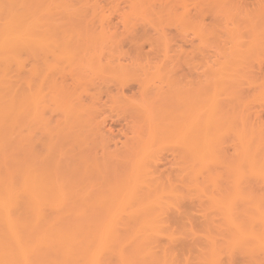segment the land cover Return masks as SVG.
<instances>
[{"label":"rangeland","instance_id":"1","mask_svg":"<svg viewBox=\"0 0 264 264\" xmlns=\"http://www.w3.org/2000/svg\"><path fill=\"white\" fill-rule=\"evenodd\" d=\"M0 5L37 41L0 59L34 106L0 122V264H264V0Z\"/></svg>","mask_w":264,"mask_h":264},{"label":"bare ground","instance_id":"2","mask_svg":"<svg viewBox=\"0 0 264 264\" xmlns=\"http://www.w3.org/2000/svg\"><path fill=\"white\" fill-rule=\"evenodd\" d=\"M1 3H2V2H1ZM6 4H7V3H6ZM0 6H1V5H0ZM5 6H6V5H5ZM7 6H8V5H7ZM23 6H24V5H23ZM9 7H10V6H9ZM3 9H4V7H3ZM5 9H6V8H5ZM8 10H9V9H8ZM0 11H1V9H0ZM5 11H6V10H5ZM29 11H30V10H29ZM10 12H11V10H10ZM1 13H2V12H1ZM4 13H5V12H4ZM12 13H13V12H12ZM12 13H11L12 16H11L9 19L7 18L9 21H8L7 23L4 22L5 25H3V27H2V25H1L2 28H0V59H1V60L4 59V60H2V61H5V60H6L8 57H10V56L12 57L11 54L15 53V51L18 50V48H20V47H18L19 45H21V44H23V45L27 44L28 47H29V46L31 47V45H34V43L37 42L36 39H35L34 36H33V35H35L34 32H33L35 29H33L32 24L27 23V21L24 20L22 17L13 16ZM30 13H32V12H30ZM6 14H7V13H6ZM9 14H10V13H9ZM0 16H1V15H0ZM3 17H4V15H3ZM3 19H4V18H3ZM7 19H6V20H7ZM1 20H2V19H1ZM2 21H4V20H2ZM0 22H1V21H0ZM35 22H36V21H35ZM32 29H33V30H32ZM48 30H49V29H48ZM48 30H47V31H48ZM49 35H50V34H49ZM50 37H53V36H50ZM51 39H52V38H51ZM54 44H55V41H54ZM27 46H25V48H26ZM17 47H18V48H17ZM21 47H24V46H21ZM15 49H16V50H15ZM32 49H33V46H32ZM38 49H39V48H38ZM19 50H20V49H19ZM29 51H30V50H29ZM29 51H28V49H27L26 52H29ZM35 51H36V50H35ZM20 52H21V51H20ZM21 53H22V52H21ZM23 53H24V52H23ZM23 53H22L21 55H23ZM8 55H9V56H8ZM17 56H18V55H17ZM15 57H16V56H15ZM21 57H23V56H21ZM21 57H19V58H21ZM5 58H6V59H5ZM15 59H17V58H15ZM1 60H0V61H1ZM7 60H9V58H8ZM20 61H21V60H20ZM15 64H16V63H15ZM10 65H11V64H10ZM10 65H9V66H10ZM20 65H21V64H20ZM2 66H3V65H2ZM2 66H1V67H2ZM9 66H8V69H9ZM5 68H6V67H5ZM11 68H12V67H11ZM19 69H20V68H19ZM5 71H6V70H5ZM5 71H4V73H5ZM0 72H1V71H0ZM10 73H11V72H10ZM10 73H9V74H10ZM1 74H2V72H1ZM1 74H0V75H1ZM5 74H6V73H5ZM6 75H7V74H6ZM46 75H47V74H46ZM8 76H9V75H8ZM2 78H5L4 80H7V79L10 78V77H8V78H6V77H2ZM0 79H1V78H0ZM8 82H9V81H8ZM8 82H6V83L1 82V84H7ZM1 84H0V85H1ZM11 84H12V83H11ZM8 85H9V84H8ZM12 86H14V83H13ZM1 87H2V86H1ZM2 88L5 89V87H2ZM2 88H1V89H2ZM10 88H11V87H10ZM10 88L7 87L6 89H10ZM12 88H13V90H9L11 93H13L12 91L16 90V89H14V87H12ZM12 88H11V89H12ZM1 89H0V91L3 90L2 92H5V91H6V90H4V89H2V90H1ZM17 90H18V89H17ZM19 91H21V90L15 91L16 93H18V94L20 95V96H17V94H16V97L14 98L15 101L17 100L16 102L20 101V100H18V99H20V98L24 99V98L26 97L25 93L27 94V92H24V91H23V93H24V95H25V97L23 98V97H21V95H22L21 92H22V91H21V92H19ZM32 92H33V91H32ZM28 93H30V92H28ZM34 93H36V92H34ZM3 94H4V93H3ZM8 94H9V92H8ZM31 94H33V93H31ZM5 95H7V93H5ZM5 95H4V96H5ZM27 95L29 96V99H30V98H31V95H29V94H27ZM8 96H14V94H13V95H12V94H11V95L9 94ZM8 96H5V97H8ZM28 96H27L23 101L21 100V102H23V103H21L22 105L26 102L25 100H27L28 102L30 101V100L27 99ZM35 96H36V95H35ZM35 96H34V97H35ZM5 97H3V98H5ZM18 97H20V98H18ZM34 97H32V99H33ZM37 98H38V96H37ZM37 98H36V101H39V99L37 100ZM1 99H2V98L0 97V122H3L4 120H2V119H5V118L8 117V116L10 117V115L12 114L13 109H14L13 107L15 106L14 104H17V105H18L17 107H19L20 102H19V104H18V103H15V101H14V104H13V102H12L13 100H12V99H11V100L8 99V100H9L8 103H6V102L3 103L4 100L2 101ZM34 99H35V98H34ZM34 99H33L32 101L35 102ZM21 104H20V107H19L20 109H21V107H22ZM27 104H28V103L26 102L23 106L26 105L25 107H28V108L30 107L29 109H32V110H33V108H34V106L32 105L33 103L30 102V104H28V106H27ZM38 104H39V103H38ZM35 105H36V103H35ZM31 106H32V107H31ZM36 108H37V106H36ZM22 109H23V108H22ZM32 110H31V111H32ZM35 110H36V109H35ZM14 111H15V109H14ZM26 111H27V110H26ZM33 111H34V110H33ZM33 111H32V112H33ZM23 112H25V110H24ZM28 112H29V111H28ZM28 112H27V113H28ZM18 113H19V112H16L15 114H18ZM34 113H35V112H34ZM13 114H14V113H13ZM21 114H22V112H21ZM19 115H20V114H19ZM14 117L16 118L17 116L14 115L13 118H14ZM15 118H14V119H15ZM7 120H8V119H5L4 122H7ZM9 120H10V119H9ZM1 124H2V123H0V126L3 127V124H2V125H1ZM4 124H6V123H4ZM4 126H5V125H4ZM1 127H0V132H1V129H2ZM188 133H189V132H188ZM189 134H190V133H189ZM192 134L195 135V137L198 136V135L195 134V131H194V132L192 131ZM193 135L190 134V136H192V138H193ZM185 136H186V135H185ZM190 136H188L189 138H186V139H188V140H186V139L184 140V141H187V142H186L187 144H190V143H188L189 139L191 138ZM199 136H200V135H199ZM186 137H187V136H186ZM195 137H194V138H195ZM183 138H184V135H183ZM183 138H182V139H183ZM202 138H203V137H202ZM196 139H197V138H196ZM190 140L192 141V139H190ZM197 140H198V139H197ZM200 140H202V139H200ZM191 141H190V142H191ZM192 142H194V141H192ZM186 143H185V144H186ZM195 144H197V143H195ZM195 144H194V145H195ZM197 145H199V144H197ZM197 145H196V146H197ZM193 147H195V146H193ZM192 149H193V148H192ZM194 150H196V147H195ZM196 151H197V150H196ZM28 173H30V172H27V174H28ZM31 173H32V171H31ZM147 174H148V173H147ZM25 175H26V173H25ZM25 175H24V176H25ZM45 175H46V174H45ZM24 176H23V177H24ZM29 176H30L31 178L33 177V175H32V176L29 175ZM46 176H47V175H46ZM46 176H45V177H46ZM35 177H36V176H35ZM41 177H42V176H41ZM45 177H44V178H45ZM25 178H27V177H25ZM28 178H29V177H28ZM36 178H37V177H36ZM36 178H35V179H36ZM44 178H43V179H44ZM48 178H50V177L48 176ZM48 178H45V179H48ZM23 179H24V178H23ZM35 179L33 180L34 182L37 180V179H36V180H35ZM38 180H39V181H36V184H35L32 180H31L32 182H30V181H28V179H27V181H28L29 183H27V186H26V187L29 188V190L27 189L26 191H27V195H28L29 200L34 201V202H38V204H39L40 201H43V202H44V201H45L44 199H46V197L48 198V196H49L48 199H50V195H51L53 192H54V193L51 195V197H52L53 195L55 196V195L58 193V191L55 192L54 189H52L53 191H52V190H49L50 187H48V183H47V184L44 183V182H43L44 180H42V183H41V181H40L41 179H38ZM50 180H51V181H50ZM52 180H53V178H52V179H49V181H50L49 184H53L54 181L52 182ZM27 181H26V182H27ZM3 182H4V184H5V181H3ZM26 182H25V183H26ZM39 182H40V183H39ZM51 182H52V183H51ZM33 183H34L35 185H34ZM43 183L46 184V185L44 186ZM54 183L56 184L57 182L55 181ZM6 185H7V184H6ZM6 185H5V186H6ZM28 185H29V187H28ZM136 185H137V184H136ZM52 186H53V185H52ZM54 186H55V185H54ZM7 187H8V186H6V188H7ZM45 187H46V188H45ZM47 187H48V188H47ZM56 187H58V185H57ZM1 188H2V187H1ZM1 188H0V190H2ZM3 188H4V186H3ZM52 188H53V187H52ZM54 188H55V187H54ZM23 189H24V188H23ZM45 189H46L47 191H46ZM55 189H56V188H55ZM3 191H4V190H2L1 193H3ZM6 191H7V190H6ZM9 191H10V190H9ZM9 191H8V194H9ZM11 191H14V190H12V188H11ZM45 192H47V194H45ZM63 192H64V191H63ZM127 192H128V193H127ZM127 192H126V195L129 194V193L134 194V191H133V192H131V191H127ZM1 193H0V194H1ZM6 193H7V192H6ZM6 193H5V194H6ZM11 193H12V192H11ZM25 193H26V192H25ZM8 194H7V195H8ZM63 194H64V193H63ZM139 194H140V192H139ZM1 195H2V194H1ZM3 195H4V194H3ZM10 195H11V196H10ZM10 195H9V196L12 197V195H14V193H13V194H10ZM116 195H118V194H116ZM126 195H125L126 200H128ZM25 196H26V195H25ZM66 196H67V195H66ZM132 196H133V195H132ZM139 196H141V194H140ZM1 197H3V196H1ZM1 197H0V199L2 200ZM6 197H7V196H6ZM6 197H5V198H6ZM10 197H8L7 201H5V200H6V199H5V200H2V201L0 202V214H4V215L7 214V215H8L9 213H11V212H10V209H11L10 206H12V205H10L11 202H12V204H15V205H16V203L19 202V201L21 200V199H20L19 201H17V200H18V197H17V199H15V200L13 199V200L15 201V203H14V201H12V198L10 199ZM15 197H16V196H15ZM19 197H20V196H19ZM55 197H56V196H55ZM55 197H53V198H55ZM63 197H64V195H63ZM118 197H119V196H118ZM122 197H124V196H122ZM136 197H137V196H136ZM112 198L115 200L116 197H112ZM112 198H111V200H113ZM128 198H129V199H130V198L133 199V198L130 196V194H129ZM67 199H68V198H67ZM119 199H120V197H119ZM119 199L117 198V199H116V202H117V200L119 201ZM124 199H125V198H123V200H124ZM131 199H130V201H131ZM137 199H138V198H137ZM145 199H148V198H145ZM108 200H109V202H112V201H110V197H109ZM108 200H107V202L104 200L105 203H109ZM123 200H120V202H118L119 205H121L120 203H122ZM134 200H135V199H134ZM140 200H142V199H140ZM140 200H136V202H134V205H135V203H137V201L140 202ZM159 200H160V199H159ZM22 201H24V200H22ZM22 201H21V202H22ZM25 201H26V200H25ZM46 201H47V199H46ZM61 201H62V200H61ZM142 201H143V200H142ZM142 201H141V204H142ZM145 201L147 202V200H145ZM154 201H155V200H154ZM26 202H28V201H26ZM48 202H49V201H48ZM63 202H66V200H64ZM124 202H125V201H124ZM128 202H129V201H128ZM139 202H138V203H139ZM149 202H150V201H149ZM152 202H153V201L151 200L150 204H151ZM29 203H30V202H29ZM46 203H47V202H46ZM126 203H127V202H125V204H122V205H125V206H126ZM138 203L136 204L137 206H138ZM143 203H144V201H143ZM33 204H34V203H33ZM38 204L36 205V207L39 208V205H38ZM40 204H42V202H40ZM48 204H49V203H48ZM64 204H65V203H64ZM109 204H110V203H109ZM113 204H114V205L116 204L115 201H113ZM127 204H128V203H127ZM130 204H131V203H130ZM141 204L139 203V205L142 207ZM147 204H148V203H147ZM17 205H18V203H17ZM42 205H45V204H42ZM116 205L118 206V204H116ZM116 205H115L114 207H112L113 205H112V206H110V205L108 206V205H107V206H108V209H109V207H110V210H111V207H112V210H111L109 213L112 214V211H114V209H116L115 207H117ZM144 205H145V204H144ZM160 205H161V202H160ZM62 206H63V205H62ZM137 206H135V207H137ZM13 207H14V206H13ZM15 207H16V206H15ZM15 207H14V208H15ZM17 207H18V206H17ZM36 207L34 206L35 210L37 209ZM42 207H43V206H42ZM122 207H123V208H126V207H124V206H120V209H123ZM135 207H134V208H135ZM141 207H140V208H141ZM152 207H153L154 209L158 210V212H159V210L161 209V208H159V209H158V208H155L156 206H155V207L152 206ZM152 207H151V208H152ZM157 207H158V206H157ZM19 208H20V204H19L18 209L15 208V209H16V212L19 210ZM113 208H114V209H113ZM131 208H132V205H131ZM149 208H150V207H149ZM151 208H150V210H151ZM153 208H152V211H153ZM162 208H163V207H162ZM39 209H40V208H39ZM118 209H119V208H118ZM137 209H138V208H137ZM37 210H38V209H37ZM40 210H41V209H40ZM142 210H143V209H142ZM142 210H141V211H142ZM13 211H15V210H13ZM108 211H109V210H108ZM123 211H124V209H123V210H120V211L118 210V213H119V212H123ZM143 211H144V210H143ZM145 211L148 212V214H149V212H150V211H148L147 208H145ZM154 211H155V210H154ZM16 212H15V213H16ZM39 212H40V211H39ZM124 212H125V211H124ZM130 212H131V211H130ZM133 212H134V213H139V210H133ZM131 213H132V212H131ZM155 213H156V212H155ZM155 213H154V214H155ZM160 213H161V212H160ZM13 214H14V213H13ZM127 214H129V213H127ZM145 214H146V213H145ZM161 214H163V213H161ZM161 214H160V215H161ZM7 215H6V216H7ZM9 215H11V214H9ZM116 215H117V210H116ZM118 215H119V214H118ZM118 215H117V217H118V220H119V216H118ZM120 215H121V214H120ZM132 215H133V214H132ZM135 215H138L137 217H140L139 214H135ZM146 215H147V214H146ZM155 215H156V214H155ZM114 216H115V213H114ZM142 216H144V215H142ZM147 216H148V215H147ZM147 216H146V217H147ZM153 216H154V215H153ZM117 217H116V218H117ZM131 217H132V216H131ZM133 217H135V216H133ZM148 217H150V216H148ZM148 217H147V218H148ZM158 217H160V216H158ZM120 218H121V217H120ZM135 218H136V217H135ZM142 219H143V217H142ZM151 219H152V218H151ZM161 219H163V218H161ZM138 220H139V218H138ZM138 220H137V222H139ZM140 221H141V220H140ZM154 221L156 222V220H154ZM159 221H160V219H159ZM159 221H158V223H159ZM141 222H142V221H141ZM141 222H140V224H141ZM162 223H163V221H162ZM151 225H152V224H151ZM153 225H154V224H153ZM144 226H145V225H144ZM158 227H159V226H158ZM139 228H140V227H139ZM143 228H144V227H143ZM163 228H164V227H163ZM135 229H137V228H135ZM146 229H147V228H146ZM139 230H140V229H139ZM162 230H163V229H162ZM156 231H157V229H156ZM140 232H141V231H140ZM143 232H144V229H143ZM162 232H163V231H162ZM153 233H154V232H153ZM158 234H159V233H158ZM240 234H241V233H240ZM147 235H148V234H147ZM151 235H152V234H151ZM159 235H160V234H159ZM153 236H154V234H153ZM240 236H241V235H240ZM141 237H143V239L145 238V236H143V235H142ZM141 237H140V238H141ZM140 238H137V237H136V239H138V241L140 240ZM146 238H149V237L147 236ZM146 238H145V239H146ZM150 238H151V237H150ZM247 238H248V237H247ZM136 239H135V242L137 241ZM146 240L148 241V239H146ZM147 241H146V242H147ZM154 241H155V240H154ZM141 242H142V241H141ZM148 242H149V241H148ZM148 242H147V243H148ZM144 243H145V241H143V244H144ZM147 243H145L144 246H143L142 243H140L141 245L138 244V243H136V245H137V246H140V247H141V246L145 247ZM154 243H155V242H154ZM151 245H153V242H152V241H151ZM148 246L150 247V245H148ZM137 248H138V247H137ZM144 249H145V248H144ZM151 249H153V248H151ZM139 250H143V248H141V249L138 248L137 251L139 252ZM143 251H145V250H143ZM149 253H152V252H149ZM149 253H148V255H149ZM139 254H142V253H139ZM148 255H147V256H148ZM150 255H151V254H150ZM154 255L156 256V253H155ZM147 258H149V257H147ZM150 258H152V257L150 256ZM154 259H155V257H154Z\"/></svg>","mask_w":264,"mask_h":264}]
</instances>
